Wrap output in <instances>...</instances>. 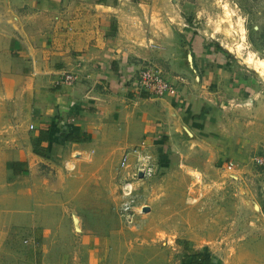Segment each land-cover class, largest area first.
<instances>
[{
  "label": "rangeland",
  "instance_id": "1",
  "mask_svg": "<svg viewBox=\"0 0 264 264\" xmlns=\"http://www.w3.org/2000/svg\"><path fill=\"white\" fill-rule=\"evenodd\" d=\"M120 1L121 33L139 48L138 62L124 64L123 95L135 97L126 78L152 66L185 96L181 107L131 100L123 121L135 125V139L102 149L98 161L77 160L79 149L67 146L33 147L47 132L13 116L5 142L15 184L57 195L50 203L66 208L67 228L57 238L73 264H86L92 248L79 247L70 216L79 234L115 231V242L102 245L111 264H182L184 244L202 247L212 264H264V165L253 161L264 154V69L248 63L249 55L264 61V0ZM186 101L192 111L204 104L209 129L193 126Z\"/></svg>",
  "mask_w": 264,
  "mask_h": 264
},
{
  "label": "crops",
  "instance_id": "2",
  "mask_svg": "<svg viewBox=\"0 0 264 264\" xmlns=\"http://www.w3.org/2000/svg\"><path fill=\"white\" fill-rule=\"evenodd\" d=\"M120 3L0 0V133L4 134L0 137V264L74 263L73 252L57 238L67 230L59 215L66 208L62 204L53 208L50 203L57 195L48 197L35 185L27 187L26 180L15 184L10 144L5 142V134L11 132V117H17L19 123L29 118L33 124L28 127L37 134L47 132V139L34 141L33 147L58 152L67 146L79 149L72 153L77 160L89 154L99 160L102 149L121 148L135 139V125L123 121L126 104L131 100L153 103L151 97L133 90L130 77L126 81L135 97L129 100L123 95L124 64L138 62L134 57L139 48L121 33ZM65 73L73 74L76 80L62 83ZM162 98L166 99L163 103L168 100L180 108L185 96L177 93L174 98ZM187 102L193 126L209 129L210 116L202 114L204 104L192 111ZM117 127L113 137L110 133ZM123 132H127L125 136ZM81 133L86 142H66L61 137ZM43 201H47L45 207ZM69 220L79 247L92 248L85 249L86 264H111L103 262L106 252L102 245L115 242V231L104 235L89 228L90 234H79L82 224L74 223L71 216ZM190 249L200 251L202 247Z\"/></svg>",
  "mask_w": 264,
  "mask_h": 264
},
{
  "label": "built area",
  "instance_id": "3",
  "mask_svg": "<svg viewBox=\"0 0 264 264\" xmlns=\"http://www.w3.org/2000/svg\"><path fill=\"white\" fill-rule=\"evenodd\" d=\"M130 85L133 90L141 92L151 98H162L170 97L174 98L177 96V90L174 84L170 83L162 73L152 66H146L138 71L135 76H131ZM76 80L75 76L71 73H65L62 76V83L71 84ZM28 129H32V126H29ZM254 164L261 166L264 165V154L257 156L253 159ZM124 158L121 161L123 165ZM232 163L228 162L226 164V169L230 170ZM129 208H123L122 212L126 215L129 213Z\"/></svg>",
  "mask_w": 264,
  "mask_h": 264
},
{
  "label": "trees",
  "instance_id": "4",
  "mask_svg": "<svg viewBox=\"0 0 264 264\" xmlns=\"http://www.w3.org/2000/svg\"><path fill=\"white\" fill-rule=\"evenodd\" d=\"M192 118H199V116H193ZM61 137L66 142H72V143H80V142H86L87 138L84 133H81L79 135L75 134H62ZM46 136L44 134H39L38 141H45ZM33 153L37 156L44 157L43 152L33 149ZM183 250L185 252V255L183 258L180 259V262L182 264H212L213 258L204 251H193L189 248H186L185 244L183 247Z\"/></svg>",
  "mask_w": 264,
  "mask_h": 264
},
{
  "label": "bare ground",
  "instance_id": "5",
  "mask_svg": "<svg viewBox=\"0 0 264 264\" xmlns=\"http://www.w3.org/2000/svg\"><path fill=\"white\" fill-rule=\"evenodd\" d=\"M240 47V46H239ZM250 57H248V63L251 65H253V67L255 66L256 68L257 67H261V68H263L264 69V61H260V60H254V58L252 57V55H249ZM254 67V68H255ZM69 164V163H68ZM69 165H71L72 166V164H69ZM71 166H69V167H71ZM73 167V166H72ZM124 190L125 191H127V193H128V191H130L131 190V184H126L125 185V188H124ZM126 192H125V194H127ZM145 207H142L141 208V213H146V211L145 210H143Z\"/></svg>",
  "mask_w": 264,
  "mask_h": 264
},
{
  "label": "water",
  "instance_id": "6",
  "mask_svg": "<svg viewBox=\"0 0 264 264\" xmlns=\"http://www.w3.org/2000/svg\"><path fill=\"white\" fill-rule=\"evenodd\" d=\"M143 174L141 172H138V177L141 178ZM146 210V208H144Z\"/></svg>",
  "mask_w": 264,
  "mask_h": 264
}]
</instances>
